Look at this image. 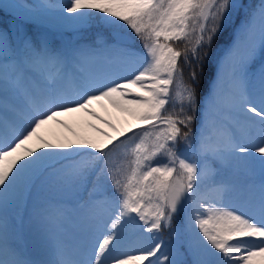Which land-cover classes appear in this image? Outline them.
<instances>
[{
	"label": "snow or ice",
	"instance_id": "obj_1",
	"mask_svg": "<svg viewBox=\"0 0 264 264\" xmlns=\"http://www.w3.org/2000/svg\"><path fill=\"white\" fill-rule=\"evenodd\" d=\"M0 11V264H264V0ZM76 113L114 135H41Z\"/></svg>",
	"mask_w": 264,
	"mask_h": 264
},
{
	"label": "rangeland",
	"instance_id": "obj_2",
	"mask_svg": "<svg viewBox=\"0 0 264 264\" xmlns=\"http://www.w3.org/2000/svg\"><path fill=\"white\" fill-rule=\"evenodd\" d=\"M24 2L29 3L27 0H24ZM245 2L255 3L258 2V0H245ZM0 28H6V27L0 24ZM92 110L95 111L97 115L100 116L101 118L105 120H110L113 124L116 125L117 128L126 129L129 126H131L132 128L136 127L135 121H133L131 117L126 116L123 113L119 112L117 109L113 108L110 104H108L107 101H102L94 104L92 106ZM61 119L65 122L68 128H71L72 131H68V128L52 123L45 127L41 135H43L45 139L53 143L60 142L61 138H63L64 140L72 141L73 143L78 142L80 139H92V140L101 139L98 135H96L97 134L96 132H94L95 133L94 136L92 128L89 127V125H96L97 127H99V124H101L93 117L87 116L83 113H76L74 114V116H72V118L71 116H64L61 117ZM55 126L58 127L57 130L54 129ZM103 126L106 127L105 125ZM107 129H103V130L110 133L111 129L109 128ZM129 135H131V133H129ZM69 213L72 217L69 221L73 222V228H74L77 221L74 214H72L71 205H69ZM146 235H150V234H146ZM159 235L165 243L170 239L169 233L167 231H164ZM145 264H147V262H145Z\"/></svg>",
	"mask_w": 264,
	"mask_h": 264
},
{
	"label": "trees",
	"instance_id": "obj_3",
	"mask_svg": "<svg viewBox=\"0 0 264 264\" xmlns=\"http://www.w3.org/2000/svg\"><path fill=\"white\" fill-rule=\"evenodd\" d=\"M27 1L29 3L32 2V0H27ZM0 17H2L5 20L4 23L12 20L11 17L5 11H0ZM94 35H95V33H89V36H94ZM219 44H220L221 47L223 45H226L224 38H221V40L219 41ZM205 84L207 85V80H205Z\"/></svg>",
	"mask_w": 264,
	"mask_h": 264
},
{
	"label": "bare ground",
	"instance_id": "obj_4",
	"mask_svg": "<svg viewBox=\"0 0 264 264\" xmlns=\"http://www.w3.org/2000/svg\"><path fill=\"white\" fill-rule=\"evenodd\" d=\"M72 116H74V115H71V118H72ZM99 127H101L102 129H107L106 127H104L102 124H99ZM54 129H58V127H56L55 126V128ZM108 130V129H107ZM110 134H113V133H111L110 132ZM93 135L95 136V133H94V131H93ZM96 135H98V134H96ZM114 135V134H113ZM52 140H53V137H52ZM60 141H65L63 138H61L60 139ZM68 228L71 230V229H73V222L72 221H69V223H68Z\"/></svg>",
	"mask_w": 264,
	"mask_h": 264
}]
</instances>
